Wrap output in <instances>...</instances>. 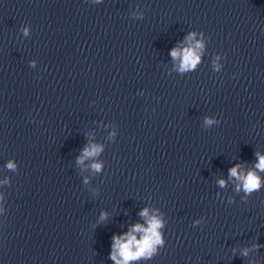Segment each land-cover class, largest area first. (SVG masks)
Segmentation results:
<instances>
[{
  "label": "clouds",
  "instance_id": "obj_1",
  "mask_svg": "<svg viewBox=\"0 0 264 264\" xmlns=\"http://www.w3.org/2000/svg\"><path fill=\"white\" fill-rule=\"evenodd\" d=\"M194 33L190 34V38L194 37ZM202 47L201 44L197 43L196 48ZM171 56L176 59H181V70L188 68H195L199 63V56L196 54V51L192 48H185L183 50L173 49L171 51ZM206 123L211 124V120H207ZM101 149L92 145L83 150V155L80 157V162H83V159L87 157H92L97 155ZM258 163L255 167L261 171H264V156H260L257 153ZM9 168H12L13 165L9 163ZM92 167L95 170H100L101 164L94 163ZM239 165L231 168L229 170L230 176L235 177L237 180L242 181V186L245 192H252L260 188V178L254 171H249L247 175L238 172ZM221 186H224V181L221 180ZM239 187V186H238ZM141 216L147 219V228H143L141 225L137 224L133 227L132 232L125 234V236H114L113 237V254L111 259L116 261V264H121L120 260H117L116 251L118 250L119 256L122 257L123 264H127L129 260L139 259L142 255L150 253L155 244L162 243L159 229L162 227V222L156 217H149L148 209L142 210L140 213ZM135 232H143L144 235L141 240H137L134 235Z\"/></svg>",
  "mask_w": 264,
  "mask_h": 264
}]
</instances>
